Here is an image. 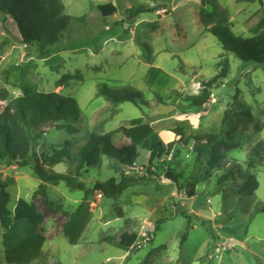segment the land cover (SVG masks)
Masks as SVG:
<instances>
[{"label":"rangeland","instance_id":"obj_1","mask_svg":"<svg viewBox=\"0 0 264 264\" xmlns=\"http://www.w3.org/2000/svg\"><path fill=\"white\" fill-rule=\"evenodd\" d=\"M71 16L62 38L49 50L25 44L12 18L0 14V114L22 95L26 76L40 91L77 99L82 109L78 132L69 134L54 125L35 145L38 158L66 148L72 157L91 134L129 126L133 119L149 123L173 151L149 162L150 152L124 137L122 152L135 158L132 166L104 157L84 169L77 181L93 188L123 175L138 180L116 200L101 194L86 203L90 219L81 241L71 245L63 233L69 217L84 200V191L62 182L47 185L50 208L37 192L40 179L35 162H0V179L7 183L14 211L20 198L35 202L44 216V258L33 264H264V66L246 63L226 53L219 40L200 21L201 0H61ZM215 11L214 24H224L238 36L264 33V0H205ZM104 8V10H103ZM165 8V15H157ZM227 69L210 88L208 103L193 105L203 84ZM132 87L143 94L139 106L116 104L100 95ZM238 92V103L234 96ZM250 109L258 131L224 122L225 113ZM182 132L184 137L180 135ZM219 135L223 165L199 157L194 138ZM236 177L220 184L226 169ZM76 161L50 167L75 175ZM175 175L177 181L167 178ZM253 174L255 195L240 194L245 177ZM164 219L159 225L158 220ZM124 229L139 235L136 248L125 252L104 240ZM0 224V264H8ZM186 240L182 243L184 235Z\"/></svg>","mask_w":264,"mask_h":264},{"label":"trees","instance_id":"obj_2","mask_svg":"<svg viewBox=\"0 0 264 264\" xmlns=\"http://www.w3.org/2000/svg\"><path fill=\"white\" fill-rule=\"evenodd\" d=\"M199 11L200 21L208 27V31L216 37L226 53L234 54L246 63L264 66V33L251 37L236 35L229 26L214 24L215 11L206 8V1L201 0ZM104 10V8H103ZM0 14L12 18L16 23L22 41L25 44H38L43 51H49L61 38L63 32L71 23V16L65 12V5L61 0H0ZM227 77L225 68L214 80L204 83L201 95L189 97V101L198 107L208 103L210 88L219 78ZM22 95L15 98L8 109L0 114V162H19L21 166H28L35 162L34 173L40 179L37 192L43 196L46 205H54L48 201L47 185H59L64 182L75 190L84 191V200L69 217L63 227V233L71 245H77L82 239L85 225L90 219L86 203L90 196L101 194L107 199L116 200L123 192L138 180L123 175L120 181L111 178L97 183L93 188L86 187L77 181L84 169L97 167L104 157L115 160L120 165L132 166L135 158L125 155L118 143L119 137H124L138 148L150 152L149 162L168 156L174 148V142L165 144L154 127L149 123H142L141 119H133L129 126H120L116 130L104 134H91L87 143L72 157L66 148L54 150L46 157V161L37 157L33 149L46 134V128L54 125L58 130L69 134L78 132L77 124L82 119V109L76 98L57 92L45 93L40 91L37 83L26 76L21 85ZM100 95L108 101L120 104L129 102L139 106L143 101V94L132 87L124 90H112L101 86ZM3 100L7 99L5 92H0ZM238 92L234 96L238 103ZM231 126L242 124L247 133L252 126L260 131L255 124V118L250 109L232 110L225 113L224 122ZM182 138L184 134L180 132ZM200 142L199 157L208 156L213 165H223L224 155L220 148L224 141L217 135H203L194 138ZM76 161L75 175L57 173L50 169L65 160ZM237 169V168H236ZM236 169H226L220 178L222 184L236 177ZM167 178L177 181L174 174L168 172ZM258 178L253 174L245 177L240 194L252 197L259 188ZM7 183L0 179V224L4 229L3 247L8 264H33L44 258L46 236L42 231L44 216L35 202L20 198L14 211L9 209L11 196ZM264 206L258 211L263 212ZM164 219L158 220L157 225ZM184 235L182 243L186 240ZM139 241L138 233L124 229L120 234L107 237L104 242L125 252H131Z\"/></svg>","mask_w":264,"mask_h":264},{"label":"built area","instance_id":"obj_3","mask_svg":"<svg viewBox=\"0 0 264 264\" xmlns=\"http://www.w3.org/2000/svg\"><path fill=\"white\" fill-rule=\"evenodd\" d=\"M166 12H167V9L162 8V9L157 10L156 14L157 15H165Z\"/></svg>","mask_w":264,"mask_h":264},{"label":"crops","instance_id":"obj_4","mask_svg":"<svg viewBox=\"0 0 264 264\" xmlns=\"http://www.w3.org/2000/svg\"><path fill=\"white\" fill-rule=\"evenodd\" d=\"M16 206V205H15Z\"/></svg>","mask_w":264,"mask_h":264}]
</instances>
